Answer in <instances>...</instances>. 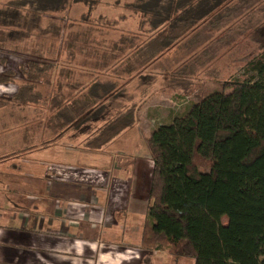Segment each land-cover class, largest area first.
Masks as SVG:
<instances>
[{"label": "trees", "instance_id": "trees-1", "mask_svg": "<svg viewBox=\"0 0 264 264\" xmlns=\"http://www.w3.org/2000/svg\"><path fill=\"white\" fill-rule=\"evenodd\" d=\"M114 1L116 6L122 2ZM80 2L89 8L80 22L66 16V25L53 19L55 25H49L54 39L62 40V49L74 53L73 61L82 55V65L91 72L84 82L76 77L77 67L58 73L60 86L68 90L63 104L58 99L53 104H60L54 111L63 117L58 131L88 133L92 127L86 123L104 119L113 100L129 101L84 138L85 148L105 147L138 120L139 106L135 98L127 97L120 75L140 73L190 33L203 32L206 45L218 47L216 54L242 41L257 51L246 64L247 75L225 81L214 75L218 89L146 137L153 169L141 240L145 249L167 251L176 261L264 264V0H128L122 8L138 17L139 30L121 33L104 47L97 34L112 29L107 24L111 17H92L103 0H11L7 11L18 12L15 25L40 29L45 15L63 13ZM84 24L88 27L78 28ZM0 35L2 44L18 41L9 31ZM115 63L122 66L121 73L112 68ZM53 69L28 59L18 92L2 102L46 103V95L36 87L52 78ZM108 69L116 79L103 78ZM10 80L11 73L0 74V83Z\"/></svg>", "mask_w": 264, "mask_h": 264}, {"label": "rangeland", "instance_id": "rangeland-1", "mask_svg": "<svg viewBox=\"0 0 264 264\" xmlns=\"http://www.w3.org/2000/svg\"><path fill=\"white\" fill-rule=\"evenodd\" d=\"M9 1L11 0H0V33L1 31L12 32L15 38L18 37V41L4 44L0 42V74L11 73L9 83H0V99H2L0 101V209L4 206L2 201L13 200L21 192L35 196L32 189L25 186L28 182L34 181L35 177L31 175L33 172H38V168L42 171L39 166L46 164L44 155L50 151L51 146L57 149L82 148L85 143L84 138L129 106L126 98L113 100L104 115L106 117L88 121L86 124L92 129L83 135L79 129L73 128H68L65 132L58 131L63 117H60L54 108L57 109L65 102V93L68 91L65 88L66 85L63 87L64 91L61 90L63 88L58 81L60 80L57 78L58 73L65 70L63 68L77 67L79 74L76 77L78 81L84 82L85 74L90 75L91 72L82 65L84 63L82 55L77 54L73 61L71 55L74 53L62 49V40L54 39L51 32L54 28L49 25H55L51 19L56 20L57 25H66V16L80 22L83 16L89 13V8L82 2L74 3L63 13L45 15L40 29H25L20 26L21 24L15 25L19 14L7 11ZM125 1L128 0H122L121 4L116 6L114 0H103V5L93 12L92 17L102 14L111 17L107 24L112 25V29L97 34L101 46H108L110 41L119 39L121 33H136L139 30L138 17L122 8ZM85 25L77 27L87 28L88 26ZM67 28L65 26V29ZM198 30L190 33L170 50L158 55L156 60L140 73L136 70L135 75L131 77L125 74L120 75L123 86H126L124 88L126 91L124 89L123 91H128L127 97L135 98L139 112L137 122L126 130L124 137L110 145L112 148L109 149H112L114 158L119 161L125 159L127 163L129 160L134 161L136 157L134 153L140 151V146L137 147V144L147 146L146 137L152 130L170 122L176 115L185 113L199 97L218 89L214 75L217 74L218 79L222 81L247 75V62L258 55L253 47L246 44L248 42L242 41L228 50L219 49V53L216 54L218 47L206 45V35L203 32L199 33ZM27 48L36 55L28 53ZM28 59L42 64H51L54 68L52 78L49 81L38 82L36 87L37 92L46 95L44 98L47 97L45 99L47 102L38 101L30 104L2 102L12 99L18 92L19 86L25 79L23 71ZM117 65L115 63L112 68L117 73H121L119 70L122 66ZM210 72L213 76L209 75ZM103 73V78L116 79L115 73L109 69ZM56 99L60 104L54 106ZM76 162L78 164L73 162L67 164L68 171L71 173H68L69 175H72L74 168L80 170L78 172L81 175L84 174L81 171L85 170L84 164L87 161L82 164L81 158ZM17 201L25 200L19 198ZM223 222H227L226 217L223 218ZM261 259L264 260V256ZM181 260L184 264H193L192 259Z\"/></svg>", "mask_w": 264, "mask_h": 264}, {"label": "crops", "instance_id": "crops-1", "mask_svg": "<svg viewBox=\"0 0 264 264\" xmlns=\"http://www.w3.org/2000/svg\"><path fill=\"white\" fill-rule=\"evenodd\" d=\"M125 134L98 150L50 147L25 186L35 196L2 201L0 264H184L142 247L153 162L140 144L134 161L114 158L109 148ZM81 158L84 174L69 175Z\"/></svg>", "mask_w": 264, "mask_h": 264}]
</instances>
